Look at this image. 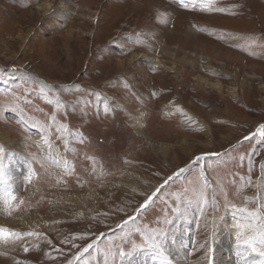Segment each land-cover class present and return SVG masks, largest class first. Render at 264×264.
I'll use <instances>...</instances> for the list:
<instances>
[{"label": "rangeland", "instance_id": "rangeland-1", "mask_svg": "<svg viewBox=\"0 0 264 264\" xmlns=\"http://www.w3.org/2000/svg\"><path fill=\"white\" fill-rule=\"evenodd\" d=\"M261 124L264 0H0V264H252Z\"/></svg>", "mask_w": 264, "mask_h": 264}, {"label": "snow or ice", "instance_id": "snow-or-ice-1", "mask_svg": "<svg viewBox=\"0 0 264 264\" xmlns=\"http://www.w3.org/2000/svg\"><path fill=\"white\" fill-rule=\"evenodd\" d=\"M201 3H205V0H200ZM211 3V0H208V4ZM186 6V3H185ZM207 6V4H206ZM59 130H63V131H67V126L66 125H61ZM253 136L259 135V137L264 140V124H261L257 127L255 133L252 134ZM245 139H249V137H245ZM47 143V141H45ZM82 142V141H81ZM49 147L51 148V145H49ZM3 152V147L0 146V153ZM215 155V154H214ZM91 159V158H89ZM197 160L201 159V157H196ZM57 163H59V161H57ZM63 166L65 168H68V162L65 160ZM181 172L183 171V169L180 170ZM177 175V174H174ZM4 179V169H3V165L0 164V181H3ZM172 179V177H168L167 180L164 181V184H167L170 180ZM249 183H251L250 178H249ZM164 185H160L159 187H157L155 189V191L152 192L151 195H149L147 197V199L144 200V202L140 205L139 208L136 209V213L139 214L141 212L142 209H146L147 206L153 201L154 197L157 196V194L160 192L161 188H163ZM258 187H264V184H261L260 182H258ZM177 195V198H179L178 194H174ZM199 198L201 200V211H203V208L209 203L208 200V196H207V192L206 190H202L199 193ZM12 199L14 200L15 197H12ZM244 199L247 200H251V199H255L257 201V206L255 209L253 210H249L247 207H243V208H239V209H235L236 212H239L241 215V219L239 221H237V223L235 224V228H236V236H235V241H236V245L237 247L242 248V251L247 254V253H253L255 254L256 258L252 264H264V203L259 202L260 201V196L259 193H257V195L255 197H244ZM5 203H8V199L5 198L4 199ZM135 217L134 216H130L128 217V219L126 221H124L125 225L128 224V221H135ZM137 231H139V229H136ZM6 232H9L11 235H15V236H19V235H28V236H32V235H36V233H32V232H28V233H15V232H11L10 230H6L3 227H0V239L4 238V235ZM163 237H164V233H153L149 238L152 242V247L154 250L158 251L159 254L164 257V259L166 261H168V264H170V253H168V250L166 249V247L164 246L163 243ZM122 240H126L127 239V234L121 238ZM89 247H91V245H89ZM201 247H203V245H201ZM25 251H28V249L26 248ZM84 251H87V249H84ZM136 251V247L133 246L132 250L130 251H124L123 248H119L118 252H114L112 251L111 248H109L106 252H105V261L104 264H109L108 261V256H113L115 257L116 255H119V257H121V260H123V258L125 256H131L133 254V252ZM212 249L209 248V253H211ZM80 253H77L76 259L80 258ZM69 264H73L72 261H69ZM208 264H212V259L211 256H209V260H208Z\"/></svg>", "mask_w": 264, "mask_h": 264}, {"label": "bare ground", "instance_id": "bare-ground-1", "mask_svg": "<svg viewBox=\"0 0 264 264\" xmlns=\"http://www.w3.org/2000/svg\"><path fill=\"white\" fill-rule=\"evenodd\" d=\"M47 2V1H46ZM48 3V2H47ZM46 4V3H45ZM44 3L43 4H41L40 5V7H43L42 5H45ZM71 6H73V4H71ZM185 20H181V24L184 22ZM186 22V21H185ZM178 23L180 24V21H178ZM141 55V54H140ZM143 55V54H142ZM143 58V57H142ZM238 67V66H237ZM7 144V143H6ZM223 227H225L224 225H223ZM228 245H230V244H228ZM217 247H218V245H217ZM230 248H231V246H229ZM235 247V246H234ZM219 249H220V251H222L223 249H222V247H219ZM232 249H233V246H232ZM229 250H224V253H225V255H226V252H228ZM234 251V253L236 254V253H238V254H241V255H243V258H246V259H248V254H245L243 251H242V249L240 248V247H237V250H233ZM216 256H217V254H216ZM227 257H228V259H226V257H225V261H223V260H220V259H217V258H215V260H216V264H230L231 262H233L232 260H234V259H230V257H229V255H227ZM231 258H232V255H231ZM181 261V260H180ZM232 264V263H231Z\"/></svg>", "mask_w": 264, "mask_h": 264}]
</instances>
